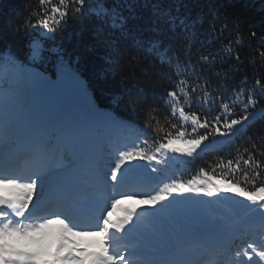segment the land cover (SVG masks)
I'll list each match as a JSON object with an SVG mask.
<instances>
[{
  "label": "trees",
  "instance_id": "1",
  "mask_svg": "<svg viewBox=\"0 0 264 264\" xmlns=\"http://www.w3.org/2000/svg\"><path fill=\"white\" fill-rule=\"evenodd\" d=\"M98 5L122 14L124 22L98 17ZM40 11V0H0V96L3 111L13 115L0 121V127L8 138L19 139L12 133L14 123L29 124L24 115H17L28 84L54 75L66 61L102 118L93 119L90 129L72 125L55 139L62 145L47 143L52 158L69 160L70 144L97 134L108 143L107 156L115 155L114 143L119 152L143 140L159 143L164 133L155 130L157 121L165 129L169 122L179 124L171 115L168 93L183 79L190 93L185 111L209 121L220 114L222 103H230L242 90V100L251 93L257 103L248 109L249 120L230 136L210 137L191 157L168 152L160 157L163 163L152 161L160 180L151 193L174 179L187 181L221 158H236L238 152L246 157L244 149L264 163V0H85L79 12L70 8L52 33L36 24L35 13ZM36 45L39 54L34 56ZM232 106L230 118H239L242 104ZM114 129L120 135H114ZM206 131L200 129V134ZM139 161L126 166L127 176L128 167ZM105 170L110 176L112 169ZM240 199L232 194L177 193L159 208L165 221L147 214L144 219L150 231L157 230L162 247H204L207 242L196 238L195 225L200 220L226 221L230 233L240 234L225 256L224 264H234L243 259L235 257L237 251L253 240L259 245L264 235L256 213L249 212L241 222L235 219L231 204Z\"/></svg>",
  "mask_w": 264,
  "mask_h": 264
},
{
  "label": "snow or ice",
  "instance_id": "2",
  "mask_svg": "<svg viewBox=\"0 0 264 264\" xmlns=\"http://www.w3.org/2000/svg\"><path fill=\"white\" fill-rule=\"evenodd\" d=\"M84 4L85 0H40L36 24L49 33L55 32L70 8L79 12ZM96 15L116 24H122L125 19L122 14L111 13L99 5ZM39 48V45L33 48L34 56L39 54ZM260 55L264 57V52ZM256 84L261 86L259 80ZM189 95L187 81L179 80L175 90L168 93L171 115L179 119V124L169 122L170 126L165 129L157 121L155 130L164 133L159 143L143 140L120 151L110 173L112 182H117L126 166L137 159L160 164L164 162L160 157L168 152L191 157L202 145L206 146L210 137L230 136L236 126L249 120L248 109L257 103L251 93L242 100V90L230 103H222L220 114L209 121L207 117L185 111ZM236 104H242L243 114L230 118L234 111L232 105ZM200 129L208 131L200 134ZM244 153L246 157L238 152L236 158H221L210 168L200 169L191 179H174L154 193L118 192L99 216L83 220L64 211L59 201L43 200V173L50 150L44 140L37 139L31 148L32 158L39 162L35 170L24 174L0 163V264H131L127 245L120 242L148 209L163 208L164 202L177 193L208 197L232 194L255 206L248 211L258 215L264 229V163L248 149ZM235 257L243 259H237L234 264H264V235L259 245L255 240L248 242Z\"/></svg>",
  "mask_w": 264,
  "mask_h": 264
},
{
  "label": "rangeland",
  "instance_id": "3",
  "mask_svg": "<svg viewBox=\"0 0 264 264\" xmlns=\"http://www.w3.org/2000/svg\"><path fill=\"white\" fill-rule=\"evenodd\" d=\"M17 92H18V94H23V89H21V87H18L17 88ZM0 100H1V98H0ZM7 115H6V113L3 111V109H2V104H0V121H2V120H5V119H7ZM11 142L8 140V138H6L5 137V135L3 134V131L1 130V128H0V152L2 151V147H4L5 145H8V144H10ZM97 144H98V142H97ZM36 161V160H35ZM37 162V161H36ZM54 165V162H49L48 161V169L49 168H51L52 166ZM101 171V170H100ZM100 173V172H99ZM47 175V172L46 173H43V187H44V177ZM106 176V175H105ZM120 178H122V176L121 177H119V179H118V181L120 180ZM101 180L102 181H104V182H109L108 181V178H104V177H101ZM135 202H137V203H139V201H135ZM153 210H158V209H153ZM224 231H225V226L222 228V229H220V232L219 233H221V234H223L224 233ZM86 240H87V238H85V242H86ZM181 250H179V252H180ZM178 253V252H177ZM216 264H220L219 263V261H216Z\"/></svg>",
  "mask_w": 264,
  "mask_h": 264
}]
</instances>
